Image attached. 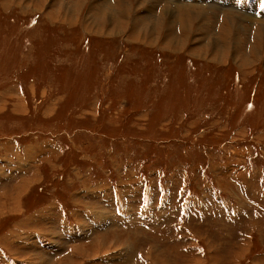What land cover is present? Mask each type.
<instances>
[{"label":"rangeland","instance_id":"374dc122","mask_svg":"<svg viewBox=\"0 0 264 264\" xmlns=\"http://www.w3.org/2000/svg\"><path fill=\"white\" fill-rule=\"evenodd\" d=\"M0 161V264H264V0H0Z\"/></svg>","mask_w":264,"mask_h":264},{"label":"crops","instance_id":"0c3cea01","mask_svg":"<svg viewBox=\"0 0 264 264\" xmlns=\"http://www.w3.org/2000/svg\"><path fill=\"white\" fill-rule=\"evenodd\" d=\"M0 164L3 165V166H6V165H7V166H10L11 163L8 162V161H0ZM1 165H0V166H1ZM0 176H1V177H0V185H1V184H6L7 181H8L7 179H9V177H10V176H9V177L6 176V178L3 177V176H2V172L0 173ZM19 181H20V180H19ZM19 181H18V180H13V179H12V182H13L14 184H16V185H17V182L19 183ZM1 182H2V183H1ZM2 190H3V193H0V197L3 195L4 197H6V199H8V201H12V200H13V197H14V196H13L14 194H12V192L10 193V194L12 195V200H10V196L7 195V194H8L7 192H9V190H8L7 188H6V189L3 188ZM17 190H18V191L16 192L15 195H18V194H19V192H20V188H18ZM4 191H5V192H4ZM1 204H3L4 208L6 209V205H5V203L0 202V205H1Z\"/></svg>","mask_w":264,"mask_h":264},{"label":"bare ground","instance_id":"6f19581e","mask_svg":"<svg viewBox=\"0 0 264 264\" xmlns=\"http://www.w3.org/2000/svg\"><path fill=\"white\" fill-rule=\"evenodd\" d=\"M118 8H121L120 6H117ZM116 10V9H115ZM180 10V9H179ZM117 12H118V9L116 10ZM123 11V10H122ZM122 13V12H121ZM115 15H116V13H115ZM115 15L113 16V17H115ZM188 16H190L189 14H188ZM162 18H163V16H161ZM172 17V16H171ZM228 20H231V19H228ZM159 23V21L157 20V22H156V26L157 25H160V24H158ZM226 24V22L224 21V23H222V27H224V25ZM183 27V26H182ZM246 27V26H245ZM161 28V27H160ZM156 29V28H155ZM154 29V30H155ZM158 29H159V27H158ZM187 29V28H186ZM219 30H221V29H219ZM231 32V29L230 28H225L224 29V34L223 35H226V36H229L228 34H226V33H230ZM244 33V32H243ZM225 36V37H226ZM214 38V37H213ZM222 38H224V37H222L221 36V39ZM156 39H157V37H154V38H152V40H154V41H156ZM220 39V38H219ZM221 39H220V43L218 42V41H216L215 43H213L212 45H211V42L209 41V43L208 44H210V46H213V48L214 49H216V47L220 50V48H222V45H221ZM255 39V38H254ZM150 40V39H149ZM216 44V45H215ZM217 50V49H216ZM251 50V49H250ZM102 218V217H101ZM104 219V218H103ZM130 221V220H129Z\"/></svg>","mask_w":264,"mask_h":264}]
</instances>
